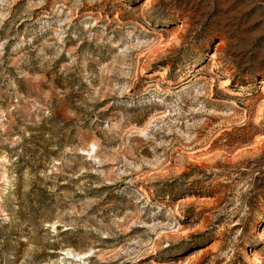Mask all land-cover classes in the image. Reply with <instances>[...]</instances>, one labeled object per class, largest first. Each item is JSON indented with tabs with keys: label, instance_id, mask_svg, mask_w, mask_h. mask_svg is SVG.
<instances>
[{
	"label": "rangeland",
	"instance_id": "rangeland-1",
	"mask_svg": "<svg viewBox=\"0 0 264 264\" xmlns=\"http://www.w3.org/2000/svg\"><path fill=\"white\" fill-rule=\"evenodd\" d=\"M263 61L264 0H0V264H264Z\"/></svg>",
	"mask_w": 264,
	"mask_h": 264
},
{
	"label": "trees",
	"instance_id": "trees-1",
	"mask_svg": "<svg viewBox=\"0 0 264 264\" xmlns=\"http://www.w3.org/2000/svg\"><path fill=\"white\" fill-rule=\"evenodd\" d=\"M253 67V75H254V79H260L263 78L264 79V61L261 62L259 64V67H255V65L252 66ZM243 83H246V81H243Z\"/></svg>",
	"mask_w": 264,
	"mask_h": 264
},
{
	"label": "water",
	"instance_id": "water-1",
	"mask_svg": "<svg viewBox=\"0 0 264 264\" xmlns=\"http://www.w3.org/2000/svg\"><path fill=\"white\" fill-rule=\"evenodd\" d=\"M79 260V259H78Z\"/></svg>",
	"mask_w": 264,
	"mask_h": 264
}]
</instances>
